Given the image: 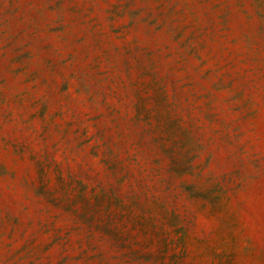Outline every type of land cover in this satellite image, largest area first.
Here are the masks:
<instances>
[{
	"label": "rangeland",
	"instance_id": "rangeland-1",
	"mask_svg": "<svg viewBox=\"0 0 264 264\" xmlns=\"http://www.w3.org/2000/svg\"><path fill=\"white\" fill-rule=\"evenodd\" d=\"M0 264H264V0H0Z\"/></svg>",
	"mask_w": 264,
	"mask_h": 264
}]
</instances>
